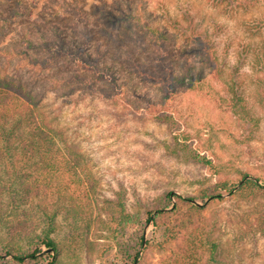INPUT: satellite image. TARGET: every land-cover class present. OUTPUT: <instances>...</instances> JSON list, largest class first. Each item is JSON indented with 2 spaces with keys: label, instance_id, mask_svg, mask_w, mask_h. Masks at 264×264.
Here are the masks:
<instances>
[{
  "label": "rangeland",
  "instance_id": "374dc122",
  "mask_svg": "<svg viewBox=\"0 0 264 264\" xmlns=\"http://www.w3.org/2000/svg\"><path fill=\"white\" fill-rule=\"evenodd\" d=\"M263 17L264 0L247 9L211 0H11L0 4V46L30 50V44L50 43L102 53L103 66L117 79L116 107L103 93L99 97L103 86L96 83V92L84 86L82 98L69 104L63 120L101 195L124 201L126 210L141 221L145 211L164 203L161 197L168 191L193 197L218 181L235 183L243 175L264 184V106L255 97V79L264 76V68L252 63L264 49ZM191 19L215 41L224 65L221 82L212 79L199 50L180 34L179 28ZM147 27H157L165 35L161 54ZM154 63L174 78L175 93L168 106L173 130L146 113L148 104L163 103L164 78L143 79L135 65L160 74ZM58 68L47 76L67 72L71 64ZM208 85L220 97H243L246 111L258 123L240 119L242 115L221 100H211ZM70 86L75 89L76 84ZM79 94L77 89L66 97L79 99ZM175 203L172 198L169 208ZM208 211L215 215L224 253L234 264H264V194L249 202L224 194ZM101 233L99 239L90 235L99 250L84 256L82 264H129L126 256L137 245L131 230L120 237L121 246L107 232ZM142 234L149 242L157 241V230L148 223ZM67 236L59 219L55 237L62 241ZM163 254L147 247L139 264H159ZM66 262L63 256L60 264Z\"/></svg>",
  "mask_w": 264,
  "mask_h": 264
},
{
  "label": "trees",
  "instance_id": "16d2710c",
  "mask_svg": "<svg viewBox=\"0 0 264 264\" xmlns=\"http://www.w3.org/2000/svg\"><path fill=\"white\" fill-rule=\"evenodd\" d=\"M7 1L11 0H0V4ZM211 1L233 9H247L259 2ZM187 21L186 27L179 28L180 34L186 43L199 50L212 79L221 82L224 65L216 55L215 41L192 19ZM260 24L264 25V17ZM147 29L161 54L165 35L157 27ZM30 47L33 49L0 46V243L7 240L0 244V264H60L63 256L66 264H82L84 256L99 250L90 235H98L99 239L105 231L121 246L120 237L129 230L137 240L133 253L126 256L129 264H139V257L147 247L162 250L159 264H234L224 253L215 215L208 210L221 202L224 194L252 201L264 194V184L258 178L243 175L235 183L218 181L193 197L168 191L161 197L164 203L145 211L140 221L126 210L124 201L116 202L101 195L94 173L86 167L73 132L63 120L69 104L82 98L85 87L96 92V83L103 86L102 92L98 91L99 97L103 98V93L104 99L116 107L117 79L103 66L102 53L70 49L63 44H30ZM158 63H154L155 68L160 67ZM252 63L264 68V49L253 56ZM64 64H71L67 72L47 76ZM135 70L143 79L159 82L164 78L163 103L148 104L146 113L173 130L175 123L168 106L175 93L174 78L168 69L159 68L160 74H156L147 66L135 65ZM255 81V97L264 106V76L256 77ZM71 84H76L75 89ZM61 89L63 93L58 95ZM77 89L79 99L66 97ZM207 89L211 100H221L234 114H241L240 119L258 123L246 111L243 97H220L212 86ZM172 198L176 203L169 208ZM59 219L68 229V236L62 241L55 237ZM146 223L157 230L156 242L144 239L142 228Z\"/></svg>",
  "mask_w": 264,
  "mask_h": 264
}]
</instances>
